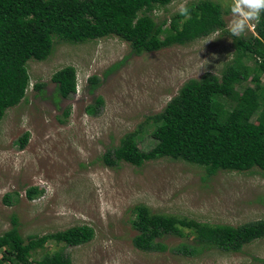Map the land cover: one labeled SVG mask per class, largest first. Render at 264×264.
Instances as JSON below:
<instances>
[{
	"label": "rangeland",
	"instance_id": "374dc122",
	"mask_svg": "<svg viewBox=\"0 0 264 264\" xmlns=\"http://www.w3.org/2000/svg\"><path fill=\"white\" fill-rule=\"evenodd\" d=\"M214 1L225 9L232 3ZM180 2L156 8L153 16L158 22L171 19ZM225 18L228 23L231 12ZM217 32L220 37L208 41ZM217 32L140 55L117 36L84 43L56 40L46 60H30L27 96L0 121V234L12 227L13 215L25 238L76 225L94 228V237L81 245L47 242L33 253L36 260L64 248L73 264H264V237L240 252L214 248L192 256L176 249L192 237L166 235L161 239L165 251H146L133 243L138 204L156 213L234 226L263 220V170L220 171L205 180V168L170 158L140 167L124 161L112 167L103 161L108 149L136 130L141 131V149L152 150L158 142L153 124L141 127L146 117L161 112L188 80L206 72L222 74L236 51L233 37ZM203 60L209 61L206 69H200ZM69 65L77 68L78 90L64 98L52 76ZM93 75L100 78L94 91ZM36 83L43 89H36ZM100 96L104 103L90 114L87 107ZM25 132L30 137L22 147L19 139ZM31 186L41 189L34 199L27 197Z\"/></svg>",
	"mask_w": 264,
	"mask_h": 264
},
{
	"label": "trees",
	"instance_id": "16d2710c",
	"mask_svg": "<svg viewBox=\"0 0 264 264\" xmlns=\"http://www.w3.org/2000/svg\"><path fill=\"white\" fill-rule=\"evenodd\" d=\"M173 1L0 0V121L27 96L31 84L28 62L46 60L56 40L84 43L117 36L140 55L224 31L225 14L230 10L214 0L189 3L191 19L185 20L176 12L171 19L158 22L154 10ZM254 25L255 32L233 37L235 57L220 76L206 72L199 79L188 80L161 112L146 117L141 127L153 124L152 135L158 142L152 150L141 149V131L136 130L108 149L103 161L112 167L123 161L140 167L147 161L170 158L205 168V180L220 171H264V12ZM248 59L253 63L247 64ZM52 80L64 98L78 90L75 66L56 71ZM249 80L252 84H245ZM89 81L94 91L100 78L93 75ZM34 86L42 90L44 84ZM103 103L100 96L87 111L95 114ZM69 114L70 108L66 111ZM29 137L30 132L20 137L22 147ZM40 190L38 186L29 187L27 197L36 198ZM9 195L5 200L11 204ZM134 212L133 226L138 233L133 243L146 251H165L168 247L161 239L170 234L193 238L176 247L191 256L214 248L240 252L264 237V219L234 226L156 213L146 204L136 205ZM19 226L18 216L13 215L12 227L0 234V264H73L64 248L41 259L32 257L51 240L81 245L95 235L94 228L83 224L25 238Z\"/></svg>",
	"mask_w": 264,
	"mask_h": 264
},
{
	"label": "clouds",
	"instance_id": "9594fccd",
	"mask_svg": "<svg viewBox=\"0 0 264 264\" xmlns=\"http://www.w3.org/2000/svg\"><path fill=\"white\" fill-rule=\"evenodd\" d=\"M232 19L227 23L224 31H226L230 37H241L245 34L246 30H251L255 25L259 23L260 15L264 12V0H232L229 5ZM176 11L185 20L191 19L190 10L187 7V0H181L176 6ZM220 37V33L217 32L208 41L215 40ZM207 42V41H206ZM209 61L203 60L200 64V69H206Z\"/></svg>",
	"mask_w": 264,
	"mask_h": 264
},
{
	"label": "bare ground",
	"instance_id": "6f19581e",
	"mask_svg": "<svg viewBox=\"0 0 264 264\" xmlns=\"http://www.w3.org/2000/svg\"><path fill=\"white\" fill-rule=\"evenodd\" d=\"M264 261V260H263Z\"/></svg>",
	"mask_w": 264,
	"mask_h": 264
}]
</instances>
